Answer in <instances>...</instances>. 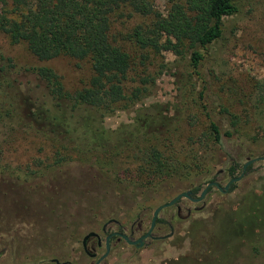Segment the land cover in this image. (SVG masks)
<instances>
[{
	"label": "rangeland",
	"instance_id": "obj_1",
	"mask_svg": "<svg viewBox=\"0 0 264 264\" xmlns=\"http://www.w3.org/2000/svg\"><path fill=\"white\" fill-rule=\"evenodd\" d=\"M154 1L161 9L167 4V0ZM142 21L139 17L130 18L117 25L116 30L128 32ZM1 55L14 65L11 77L23 85L35 82L31 74L22 70L34 65L52 67L70 90L85 85L92 75L89 60L61 55L38 61L24 43L12 44L2 33ZM149 68L156 78L148 94L136 104L105 116L103 125L115 128L132 121L141 108L156 105L174 118L170 132L161 136L168 137L166 142H160L176 147L173 149H177L182 160L178 175L154 185H143L127 177L125 172H132L143 163L142 150L137 146L113 158L90 156L88 161H81L71 155L49 166L54 162L49 142L31 134L0 133V251L5 249L0 264L51 257H71L74 264H87L86 257L77 253L81 247L68 255V243L80 240L87 230L101 232L102 224L111 218L127 229L142 219L146 230L159 204L182 191L198 188L200 193L210 180L225 185L233 160L239 164L238 175L248 159L264 155V0H242L240 11L225 18L223 36L209 47L199 74L192 71L187 58L170 52L155 56ZM208 99L215 105H228L240 115L241 121L238 132L232 137L223 136L221 144L207 142L199 146L193 140L205 130L207 118L201 112L197 119L188 115L196 114ZM10 102L11 88L5 86L4 91L0 89V107ZM226 117L218 118L222 131L232 129ZM263 176L264 160H256L232 191L223 193L212 187L197 203L181 198L159 215L163 223L155 233L169 236L149 239L141 248L118 244L106 262L176 264L192 242L206 248L213 237V223L220 217L229 219L240 201L260 186ZM177 206L182 208L179 213ZM114 228L112 225L111 229ZM9 240L10 247L5 244ZM16 240L14 247L12 241ZM230 247L236 245L232 243Z\"/></svg>",
	"mask_w": 264,
	"mask_h": 264
},
{
	"label": "trees",
	"instance_id": "obj_2",
	"mask_svg": "<svg viewBox=\"0 0 264 264\" xmlns=\"http://www.w3.org/2000/svg\"><path fill=\"white\" fill-rule=\"evenodd\" d=\"M154 2L0 0V33L10 43H24L38 61L64 55L89 60L92 69L85 85L70 90L52 67L34 65L22 68L35 80L23 85L11 77L14 65L1 55L0 89L11 88L12 102L0 107V133L31 134L49 142L54 160L49 166L71 155L81 161L90 156L113 158L137 146L143 163L125 172L127 177L154 185L178 175L182 160L173 149L176 147L160 142L168 138L161 136L170 132L173 117L149 105L132 121L115 128L104 126L103 119L148 94L156 78L149 66L163 52L187 58L192 71L199 74L209 47L223 36L225 18L240 11L242 0H167L163 9ZM133 17L143 21L128 32L116 30ZM198 112L207 118L205 130L193 140L199 146L207 142L219 145L223 136L238 132L241 117L228 105H215L208 99L189 118L197 119ZM221 115L227 116L232 129L221 130ZM238 168L233 160L230 177L237 176ZM250 169L251 165L246 173ZM259 185L232 210L229 219L220 217L213 223V237L206 248L192 242L176 264H231L234 260L235 264H264V176ZM236 186L231 183L228 191ZM232 243L236 245L233 249Z\"/></svg>",
	"mask_w": 264,
	"mask_h": 264
},
{
	"label": "flooded vegetation",
	"instance_id": "obj_3",
	"mask_svg": "<svg viewBox=\"0 0 264 264\" xmlns=\"http://www.w3.org/2000/svg\"><path fill=\"white\" fill-rule=\"evenodd\" d=\"M264 156V155H263ZM258 160H262V159H258ZM254 162V161H253ZM252 163V162H251ZM248 164L246 166V168L243 170V165H242V171H244V173H246V169L249 165ZM241 171V172H242ZM240 172V173H241ZM239 173V174H240ZM238 174V175H239ZM237 175V176H238ZM236 177V176H235ZM233 178V177H230V179ZM229 179V180H230ZM228 180V181H229ZM210 181H215V180H210ZM227 181V182H228ZM218 182V181H217ZM238 182V181H237ZM236 182V183H237ZM219 183V182H218ZM233 183V182H232ZM220 184V183H219ZM221 185V184H220ZM206 186V185H205ZM204 186V187H205ZM221 186H224V185H221ZM230 186V185H229ZM203 187V188H204ZM212 187H216V186H211L207 192L210 191V189ZM202 188V189H203ZM217 188V187H216ZM202 189L200 190V193L202 191ZM218 189V188H217ZM229 189V188H228ZM187 191V190H186ZM228 191V190H227ZM226 191V192H227ZM183 192V191H182ZM199 192V191H198ZM194 193L193 192V189H191V197L193 198H196L200 195V193ZM207 192L205 193V195L207 194ZM180 193V192H179ZM224 193V192H223ZM178 194V193H177ZM176 194V195H177ZM204 195V196H205ZM174 197V196H173ZM181 198H186L188 199L189 201L193 202V203H197V202H200L202 201V198L200 201H193L187 197H181ZM179 198L174 204L178 203L179 200L181 199ZM169 201V200H168ZM167 202V201H166ZM164 202V203H166ZM163 204V203H161ZM159 204V205H161ZM172 204V205H174ZM158 205V206H159ZM172 205H169V206H165L163 207L161 210H163L164 208H169L170 206ZM156 208V207H155ZM181 207L180 206H177V211L178 213L181 211ZM161 210L158 212V215L156 217V221H155V224L151 230V232L149 233V235L144 238L142 240V243L138 242V243H135V244H130L127 242V240L122 236V234H125L130 240H137L139 239L140 237H142L150 228V223H151V220H152V217H151V220H150V223H149V226L146 230H143V221L142 219H138L136 220L135 222H133L129 228L127 229L119 220L115 219V218H111V219H108L107 221H105L102 226H101V232H98V231H95V230H87L81 237V239H77L76 241H73V242H69L68 243V247H69V256L70 255H73V253L75 252V249L76 248H79L81 247V249L77 252V253H81L83 254L86 259H87V264H108L106 262V259L107 257L109 256V254L112 252V249L117 246L118 244L122 245V246H126V247H132V248H141L144 246V244L146 243L147 240L149 239H158V238H165L166 236H169V235H163V236H160V235H157L155 232L159 226V224L162 222V220L160 219V212ZM154 211V210H153ZM189 212V211H188ZM152 216H153V212H152ZM173 216V215H171ZM170 219H168V225H169V228H171V223L169 221ZM163 223V222H162ZM161 223V224H162ZM166 222H164V224H167ZM112 225H114V229H111ZM137 231H140L139 234H137L136 232ZM91 232H93L94 234L93 235H90L88 236ZM87 236V237H86ZM109 236L108 238V245H107V237ZM17 242L16 241H12V245L15 247V243ZM0 244H1V241H0ZM5 244L10 247L11 245V241H5ZM5 251V249H2L0 251V255H1V252L3 253ZM74 264L73 263V259L71 257H66V258H59V257H51L50 259H46V258H41L39 260H36V261H25L21 264Z\"/></svg>",
	"mask_w": 264,
	"mask_h": 264
},
{
	"label": "water",
	"instance_id": "obj_4",
	"mask_svg": "<svg viewBox=\"0 0 264 264\" xmlns=\"http://www.w3.org/2000/svg\"><path fill=\"white\" fill-rule=\"evenodd\" d=\"M258 159H262V160H264V156H259V157H254V158L248 159V160L243 164V170L246 168V166H247L248 164H250L251 162L256 161V160H258ZM243 174H244V171H242L238 176L231 178V179H230V180H229L224 186H221L217 181H209V182L206 184V186L202 189L200 195H199L198 197H196V198L191 197V190H187V191H183V192L178 193L177 195H175L174 197H172L169 201H167L166 203H163V204L157 206V207L154 209V211H153V216H152V220H151V223H150V228H149V230H148V231H147L142 237H140V238L137 239V240H130L125 234H122V236H123V237L127 240V242L130 243V244H135V243H138V242L142 243V240H143L144 238H146V237L149 235V233L151 232V230H152V228H153V226H154V224H155V221H156V217H157V215H158V212H159L163 207L174 204V203H175L179 198H181V197H187V198H189V199H191V200H193V201H200V200L204 197L205 193L207 192V190H208L211 186H216V187L218 188L219 191H221V192H226V191L228 190V188H229V185H230L232 182H237V181H239V180L243 177ZM93 234H94V233L91 232L88 236L93 235ZM86 237H87V236H86ZM108 238H109V236L107 237V245H108ZM58 264H60V263H58Z\"/></svg>",
	"mask_w": 264,
	"mask_h": 264
}]
</instances>
